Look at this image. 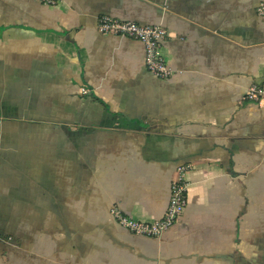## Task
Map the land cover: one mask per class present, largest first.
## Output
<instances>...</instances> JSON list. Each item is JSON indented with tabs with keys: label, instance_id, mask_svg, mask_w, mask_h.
Segmentation results:
<instances>
[{
	"label": "crops",
	"instance_id": "crops-1",
	"mask_svg": "<svg viewBox=\"0 0 264 264\" xmlns=\"http://www.w3.org/2000/svg\"><path fill=\"white\" fill-rule=\"evenodd\" d=\"M264 0H0V264H264ZM162 26L172 72L101 16ZM188 203L160 237L177 170Z\"/></svg>",
	"mask_w": 264,
	"mask_h": 264
},
{
	"label": "built area",
	"instance_id": "built-area-1",
	"mask_svg": "<svg viewBox=\"0 0 264 264\" xmlns=\"http://www.w3.org/2000/svg\"><path fill=\"white\" fill-rule=\"evenodd\" d=\"M257 14L264 19V2L257 7ZM99 31L105 35L123 36L140 41L145 48V65L150 74L160 80H168L172 72L162 55V48L168 37V31L162 26L141 25L130 21H121L108 15L100 17ZM247 101H264V86H252L245 95ZM185 167L177 170V176L171 185V196L164 216L147 222L133 219L118 208L112 209L116 223L128 232L142 237H160L170 230L184 213L188 203V181Z\"/></svg>",
	"mask_w": 264,
	"mask_h": 264
}]
</instances>
